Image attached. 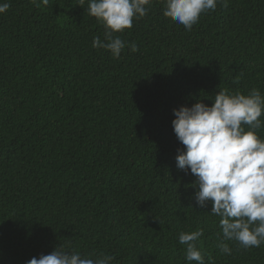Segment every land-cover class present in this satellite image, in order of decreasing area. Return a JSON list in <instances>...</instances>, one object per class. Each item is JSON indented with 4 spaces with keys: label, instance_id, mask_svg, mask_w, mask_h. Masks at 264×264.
I'll use <instances>...</instances> for the list:
<instances>
[{
    "label": "trees",
    "instance_id": "obj_1",
    "mask_svg": "<svg viewBox=\"0 0 264 264\" xmlns=\"http://www.w3.org/2000/svg\"><path fill=\"white\" fill-rule=\"evenodd\" d=\"M3 2L0 264L59 246L112 264H188L178 237L198 229L206 264H264V244L227 241L231 255L220 253V218L177 168L184 146L172 127L174 109L211 106L219 91L264 96V0H219L190 31L151 0L117 33L138 51L118 58L93 48L104 29L88 0ZM256 134L264 140V127Z\"/></svg>",
    "mask_w": 264,
    "mask_h": 264
},
{
    "label": "clouds",
    "instance_id": "obj_2",
    "mask_svg": "<svg viewBox=\"0 0 264 264\" xmlns=\"http://www.w3.org/2000/svg\"><path fill=\"white\" fill-rule=\"evenodd\" d=\"M36 7L47 6L49 0H30ZM219 0H164L163 15L191 30L200 16L214 11ZM85 0H78L83 6ZM151 0H88L86 9L103 26V40L93 37V48L105 49L118 58L126 46L138 51L133 42L126 45L117 33H123L148 14ZM224 6L227 4L225 2ZM10 7L0 3V14ZM238 79V77H237ZM172 127L178 149L176 166L196 177L198 191L194 199L200 207L211 202L210 215L218 216L222 239L216 245L223 255H231L227 241H235L248 249L264 244V140L256 130L264 127V96L258 89L247 95L237 91H219L212 105L197 100L191 107L174 109ZM244 125L248 126L245 131ZM204 235L202 229L181 232L178 240L186 246L188 264H206L197 247ZM112 255L101 254L96 259L69 252L59 246L50 254L33 257L28 264H112ZM208 264H214L211 259Z\"/></svg>",
    "mask_w": 264,
    "mask_h": 264
}]
</instances>
